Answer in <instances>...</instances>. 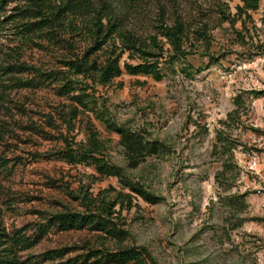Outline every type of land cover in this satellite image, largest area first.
<instances>
[{
  "label": "rangeland",
  "instance_id": "374dc122",
  "mask_svg": "<svg viewBox=\"0 0 264 264\" xmlns=\"http://www.w3.org/2000/svg\"><path fill=\"white\" fill-rule=\"evenodd\" d=\"M60 3L0 5V264H136L90 255L118 246L157 264H264V0L122 6L137 36L180 22L182 51L165 45L157 77L127 72L124 52L105 84L70 68L94 41ZM90 199L93 222L65 218Z\"/></svg>",
  "mask_w": 264,
  "mask_h": 264
},
{
  "label": "trees",
  "instance_id": "16d2710c",
  "mask_svg": "<svg viewBox=\"0 0 264 264\" xmlns=\"http://www.w3.org/2000/svg\"><path fill=\"white\" fill-rule=\"evenodd\" d=\"M95 1L96 0H61V3L57 6L55 13L64 15L67 12H70L81 17L89 16L85 30L86 35L94 41V46H91L92 48H90V51L93 49H101L103 45L108 42H112V46H115L111 51L114 56L110 55L105 60L100 62L89 59L87 55L91 53L90 51L87 54L77 57L69 62L70 68L83 74L86 78H90L94 83L105 84L114 76L122 73L119 59L120 54L124 52H129L131 57L138 59L136 63H124L127 72L152 74L157 77L159 75L160 58L164 55L166 50L165 45L168 44L171 46L175 52L182 51L184 28L180 22L173 25L161 26L162 29L159 32L165 37L164 40L159 39L156 34L147 38L141 37L126 30L125 13L123 12V9V13L119 12V8H122V6L127 4L133 6L140 0H97L99 1L100 8L98 10H94V14H92ZM258 1L259 0H250L249 5L255 6ZM2 2L3 0H0V5ZM75 31L76 33H79L82 30L81 28H76ZM117 47H120L121 49L119 53L117 52ZM69 87L72 88L73 85ZM76 117L77 112L74 108L71 112L70 118H68V122L72 123L71 119ZM105 121L108 126L115 128L124 135H127L128 132L125 131V128H123V126L114 119L105 118ZM134 141L138 142L136 138L135 140L132 139V142ZM69 157L75 159L76 155L73 153L70 154ZM113 169H116L117 173L120 174L123 171L118 166H113ZM92 201H94V199H90L89 201L87 200L86 202L89 207L88 212L82 214L70 213L69 215H66L65 218L70 219V221H76L78 215L81 217L82 221L93 222L94 219H96V213L100 210V206H96L95 203L91 206L90 204L93 203ZM100 253L102 257L113 259L119 263L134 261L136 264H149V262L152 261L154 264H157L153 259L150 261L148 260V257L152 258V256L151 252L145 247L138 249L136 247L118 246V249L116 250H92L90 255H98ZM10 263L14 264L13 261Z\"/></svg>",
  "mask_w": 264,
  "mask_h": 264
},
{
  "label": "built area",
  "instance_id": "2783aa9c",
  "mask_svg": "<svg viewBox=\"0 0 264 264\" xmlns=\"http://www.w3.org/2000/svg\"><path fill=\"white\" fill-rule=\"evenodd\" d=\"M252 158H253L255 164H257L260 161V159H259L260 157L255 152L253 153ZM251 167H254V166H251ZM260 171L264 172V163H260V169L258 171H256L257 173H259V177L262 179L259 183V186L257 187L258 193L264 192V177H262V173H260Z\"/></svg>",
  "mask_w": 264,
  "mask_h": 264
}]
</instances>
